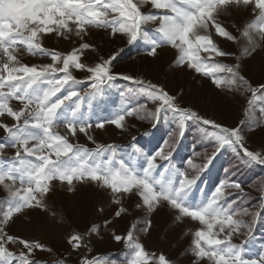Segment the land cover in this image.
<instances>
[{
  "label": "snow or ice",
  "instance_id": "obj_1",
  "mask_svg": "<svg viewBox=\"0 0 264 264\" xmlns=\"http://www.w3.org/2000/svg\"><path fill=\"white\" fill-rule=\"evenodd\" d=\"M233 11L255 18L244 27L233 23L238 35L220 19ZM92 29L105 32L109 40L122 37L125 47L147 45L146 55L153 59L170 47L175 52L173 71L183 68L209 78L220 91L248 97V105L264 102V64L259 80L249 75L247 67L248 61L264 53V0H0V130L4 133L0 138V188L7 194V209L0 214V264H40L37 253L53 252L46 242L10 234L8 229L17 219L29 220L33 211L48 214V201L57 184L69 194L83 186L104 190L116 206L115 219L128 214L126 201L135 198L134 207L143 217L123 235L109 229L112 219L91 222L82 231H68V255L56 264H115L90 251L81 252L90 250L92 238L101 236L104 229L129 249L128 264H174L165 254L146 250L137 235L138 224H143L139 231L147 234L153 216L165 208L175 224L188 220L200 226L186 252L192 264H264V243L255 252L248 248L255 226L264 222V210L250 211L230 199L229 189L244 195L241 183L220 181L210 194L195 195L200 191L201 175L222 152L234 153L246 166H264V147L249 146L245 121L225 125L183 104L182 89L171 90L140 75L115 72L114 61L124 47L89 62L85 53L97 51L89 42ZM49 36L75 39L76 46L67 54L47 49L43 39ZM221 40L236 44L238 50L224 49ZM21 52L46 56L51 62L29 65L19 58ZM75 72L84 75L78 77ZM116 81L134 85L121 91V97L140 99L93 122L89 106L102 102ZM259 112L264 117V105ZM133 116L149 120L153 127L167 120L172 131L154 149L136 148L131 157L118 154L115 144L98 143L89 132L104 129L106 124L127 131L126 120ZM190 125L197 126L207 147L177 166L173 155ZM257 128L264 132V121L257 119L247 131ZM78 133L94 147L80 144ZM7 148L14 149V155L5 157ZM201 155L203 163H196ZM95 212L103 214L105 208L97 207ZM51 216L49 221L46 215L45 228L64 227L55 212ZM236 237L241 238L239 243ZM73 254H78L75 262Z\"/></svg>",
  "mask_w": 264,
  "mask_h": 264
},
{
  "label": "rangeland",
  "instance_id": "obj_2",
  "mask_svg": "<svg viewBox=\"0 0 264 264\" xmlns=\"http://www.w3.org/2000/svg\"><path fill=\"white\" fill-rule=\"evenodd\" d=\"M223 24L234 34L233 23L241 27L255 18L247 12L233 11L231 14H225L220 17ZM152 27V26H149ZM255 32V29L253 30ZM92 35L89 42L96 46L95 53H85V59L89 62L95 61L99 56L107 57L110 53L117 50L118 47H124L125 51L114 61V71L131 75H140L151 79L154 82L165 84L169 89L183 90L182 102L185 105H192L201 111L202 114L210 116L220 123L228 126H237L242 120L245 121V130L248 135V144L252 149L260 150L264 147V132L257 128L256 131H247L249 126L255 123L257 119L264 121L260 115L259 109L264 102L254 101L251 105L246 103L248 97L237 95L232 92L220 91L211 82L209 78H204L193 72L186 71L183 68L172 70L175 52L170 47H165L157 59L146 55L147 45L125 47L122 37L115 40H109L107 34L103 31L92 29ZM43 46L50 50L69 53L75 46V39L71 41L44 37ZM220 46L228 51H237V45L232 42L220 41ZM19 58L23 63L29 65H44L50 63V58L40 55H32L27 52H21ZM225 62L232 63L231 59ZM264 64V53H258L255 59L247 62L249 75L255 80L260 79L259 69ZM78 77H83V73L75 72ZM116 87L104 100L97 101L91 108L90 117L93 122L98 119H106L113 115L122 107L135 105L139 97L124 96L119 93L134 87L127 81H116ZM83 87V86H81ZM17 104L13 101V105ZM151 107V105H149ZM9 122H11L9 120ZM127 131H121L114 125L106 124L104 129L93 128L89 130L90 134L98 143L115 144L118 146V154L131 157L136 154V148L144 150L154 149L157 144L166 138L172 131V125L167 120H161L159 124L153 127V124L147 119H138L135 116L126 120ZM63 133L65 129L62 127ZM4 136L0 130V138ZM202 133L196 125L187 127L184 138L179 142L173 155V160L177 166L187 157L193 156V153H203L207 147L206 142L201 140ZM133 137L136 139L133 140ZM77 139L80 144L89 148L94 145L84 134H79ZM211 149L208 148V152ZM14 155V149L7 148L5 157ZM196 163H203V155L195 160ZM185 167H187L185 165ZM198 182L200 191L195 193L198 196H206L211 193L218 182L227 180L241 183L244 188V195H240L234 189L228 191L232 193L230 199H237L240 207H247L250 211L264 210V166L253 165L246 166L238 160L234 153L222 152L213 161V164L201 175ZM6 192L0 188V214L7 209ZM50 212L45 214L39 210L33 211L29 220L17 219L8 229L10 234L22 238L40 239L46 242L52 249V253L39 252L37 259L40 264H56L61 256H67L66 234L71 230H84L89 223H102L105 219H112L113 224L109 229L114 228L117 234H126L131 226L142 220L143 213L134 207L135 198L126 201L128 214L119 219L113 216L115 205L110 203L109 195L102 189L95 186H83L75 194H69L65 191V186L57 184L55 195H52L48 201ZM104 207L105 212L97 215L95 209ZM51 212H55V219H63L64 227L56 231H50L43 226L45 217L50 221L53 219ZM153 226L145 234L139 231L143 224L137 225V235L139 240L149 252L165 254L174 264H192V256L186 254L191 242L193 241V232L200 226L196 223L186 220L184 224L177 225L173 222L172 216L168 210L162 209L153 216ZM104 229L101 236L92 238L91 249H81V252L92 256L109 258L115 264H128L129 249L121 242L117 243L111 236L110 230ZM240 237L235 238V242H240ZM264 243V222L255 226L254 238L250 241L248 248L250 251H257L259 244ZM11 247V246H10ZM17 249L19 245L15 246ZM78 254H73L71 259L76 261Z\"/></svg>",
  "mask_w": 264,
  "mask_h": 264
}]
</instances>
